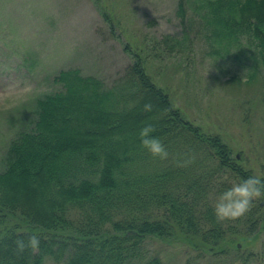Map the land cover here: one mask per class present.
<instances>
[{
    "label": "trees",
    "instance_id": "16d2710c",
    "mask_svg": "<svg viewBox=\"0 0 264 264\" xmlns=\"http://www.w3.org/2000/svg\"><path fill=\"white\" fill-rule=\"evenodd\" d=\"M177 13L198 31L167 35L163 53L188 48L202 34L209 56L238 60L247 82L264 74V0H178ZM132 55L124 78L111 87L77 68L60 70L52 79L59 89L37 98L35 119L9 141L0 170V264H43L46 256L64 255L65 264H162L146 251L149 239L180 232L206 248L225 242L207 197L211 180L223 188L234 176L240 182L253 174L219 134L186 119L147 74L142 55ZM148 103L151 111L144 110ZM146 124L175 161L162 164L142 146ZM179 178L185 190L180 181L171 184ZM261 202L253 201L248 220ZM33 232L39 250L18 251L15 241L27 242Z\"/></svg>",
    "mask_w": 264,
    "mask_h": 264
},
{
    "label": "rangeland",
    "instance_id": "374dc122",
    "mask_svg": "<svg viewBox=\"0 0 264 264\" xmlns=\"http://www.w3.org/2000/svg\"><path fill=\"white\" fill-rule=\"evenodd\" d=\"M177 3L0 0V170L9 141L35 119L37 98L59 89L52 79L60 70L77 68L111 87L124 78L132 53L139 52L147 74L168 92L172 105L204 132L219 134L240 166L264 178V74L247 82L248 69L238 60L209 56L202 34L188 48L163 53L167 35L192 37L198 31L188 18L182 22ZM187 14L191 17L192 10ZM174 155L162 164L172 163ZM155 165L150 167L158 169ZM211 181L214 191L207 197L213 205L238 183L235 176L223 188ZM220 224L226 240L215 247L177 232L170 240L149 239L146 251L162 264H264V202L251 220L243 215ZM66 257L46 256L43 264H65Z\"/></svg>",
    "mask_w": 264,
    "mask_h": 264
},
{
    "label": "clouds",
    "instance_id": "9594fccd",
    "mask_svg": "<svg viewBox=\"0 0 264 264\" xmlns=\"http://www.w3.org/2000/svg\"><path fill=\"white\" fill-rule=\"evenodd\" d=\"M145 111H151V103L145 104ZM156 131L155 126L146 124L140 129L141 144L148 152L161 160H167L170 156L166 146L158 138L152 135ZM192 161L184 160L180 166H188ZM264 197V179L252 175L242 179L238 183H233L231 187L223 191L214 204V214L218 222L226 220H235L245 215L252 207L253 201ZM17 250L23 252L25 249H31L33 253L39 250L40 236L33 232L28 236L27 242L23 239L15 241Z\"/></svg>",
    "mask_w": 264,
    "mask_h": 264
}]
</instances>
